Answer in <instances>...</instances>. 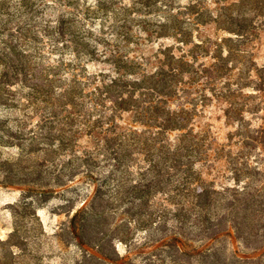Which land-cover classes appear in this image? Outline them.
Here are the masks:
<instances>
[{
    "label": "trees",
    "instance_id": "obj_1",
    "mask_svg": "<svg viewBox=\"0 0 264 264\" xmlns=\"http://www.w3.org/2000/svg\"><path fill=\"white\" fill-rule=\"evenodd\" d=\"M250 22L221 0H0V147L41 140L31 153L47 157L31 172L0 159V187L24 191L0 264L45 263L38 210L60 193L57 237H89L91 264H264V194L207 180L197 165L211 148L192 128L205 95L190 90L231 76ZM213 24L233 36H195ZM83 179L95 185L81 191Z\"/></svg>",
    "mask_w": 264,
    "mask_h": 264
},
{
    "label": "rangeland",
    "instance_id": "obj_2",
    "mask_svg": "<svg viewBox=\"0 0 264 264\" xmlns=\"http://www.w3.org/2000/svg\"><path fill=\"white\" fill-rule=\"evenodd\" d=\"M222 5L228 8V13L236 18L245 17L251 22V32L256 34L254 41L244 47H237L230 66L231 76H217L215 82L205 83V90L193 88L190 92L194 95H205L198 112L193 117V134L197 141L202 144V150L210 149L207 160L197 165L204 177L223 186H248L254 190H261L264 194V150L258 140H264V0H221ZM188 2V0H184ZM263 6V7H260ZM260 7V8H259ZM237 28V27H236ZM195 36L205 39L206 37H230L233 34L218 30L216 25H208L200 30ZM235 37V36H234ZM225 55H229L228 51ZM211 58L201 57L200 63L210 65ZM91 70L96 66L91 65ZM186 96L182 94L181 97ZM183 101H191L183 98ZM178 101H174V105ZM203 105V106H201ZM8 109L0 107V117L5 116ZM18 112H13L17 116ZM15 117V118H16ZM39 117L30 121L26 133L29 138L32 131L40 133L38 129ZM12 128L17 130V123H12ZM189 130V129H188ZM4 136L3 132H0ZM249 136L250 139H249ZM256 139V140H255ZM15 144L17 141H14ZM88 138H82L81 143L88 145ZM249 144L246 146V143ZM21 146L0 147V159H10L17 163L22 161L26 172H31L34 167L47 157L41 151L33 152V148H42L44 141L38 140L33 145L31 141H24ZM48 163V162H47ZM29 167V168H28ZM253 172L249 176L247 170ZM259 170V173L256 171ZM24 174L23 168H21ZM1 176V175H0ZM89 179H83L76 186L81 191H89L95 184ZM97 184V183H96ZM23 188H26L23 186ZM70 189L67 195L73 194ZM59 190V188H58ZM24 191L20 188L0 187V236L8 238L15 227V207L23 199ZM164 194L157 197L158 202ZM62 194L53 195L50 201L38 210L41 220V229L47 236L44 237L41 254L44 264H91L89 259V237L83 239L77 237L76 243L67 244L65 234L63 242L57 235L61 227L66 228L69 218L66 214L68 209L63 208ZM122 216L117 214V221H122ZM68 230V229H67ZM65 233V232H64ZM136 239L144 238V231L136 230L133 235ZM229 240V246L232 244ZM237 243V242H236ZM78 244V245H77ZM237 245V244H236ZM116 252L115 257L126 255V248L122 242L113 239L111 246L108 245L107 254Z\"/></svg>",
    "mask_w": 264,
    "mask_h": 264
}]
</instances>
